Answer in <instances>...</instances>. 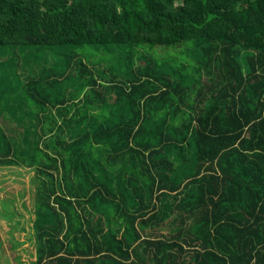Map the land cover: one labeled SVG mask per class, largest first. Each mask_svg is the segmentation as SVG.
I'll list each match as a JSON object with an SVG mask.
<instances>
[{
	"label": "trees",
	"instance_id": "obj_1",
	"mask_svg": "<svg viewBox=\"0 0 264 264\" xmlns=\"http://www.w3.org/2000/svg\"><path fill=\"white\" fill-rule=\"evenodd\" d=\"M5 168L18 264H264V0H0Z\"/></svg>",
	"mask_w": 264,
	"mask_h": 264
},
{
	"label": "rangeland",
	"instance_id": "obj_2",
	"mask_svg": "<svg viewBox=\"0 0 264 264\" xmlns=\"http://www.w3.org/2000/svg\"><path fill=\"white\" fill-rule=\"evenodd\" d=\"M177 52L174 53L178 57ZM40 56L42 57V55ZM165 56L164 60H167L166 53ZM44 57H42V61ZM147 60L150 61L151 59L148 58ZM240 60L246 64L245 55ZM46 63L47 58L42 62V67L48 66ZM51 63L54 65V60ZM145 63L146 60L139 62L138 65L144 66ZM32 176L31 172L20 169H0V205L2 207L8 205L7 208L16 213L12 217L0 216V264H18L21 262L19 260L28 261L31 252L34 253L35 251L34 216L30 212L33 204ZM166 232L168 233V231Z\"/></svg>",
	"mask_w": 264,
	"mask_h": 264
}]
</instances>
